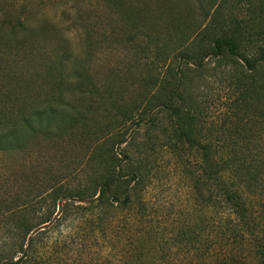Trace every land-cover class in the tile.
Here are the masks:
<instances>
[{"label":"trees","instance_id":"obj_1","mask_svg":"<svg viewBox=\"0 0 264 264\" xmlns=\"http://www.w3.org/2000/svg\"><path fill=\"white\" fill-rule=\"evenodd\" d=\"M51 1L0 0V160L28 154L40 140L62 157L36 174L30 196L4 207L12 246L0 264H72L56 251L60 241H29L54 222L74 228L68 237L86 226L105 250L99 262L86 253V264H234L233 255L209 257L224 249V227L226 240L247 241L264 264V1L239 19L225 17L216 0H104L119 44L136 48L144 39L136 56L146 62L128 100L124 87L100 86L86 71L98 23L68 1ZM194 10L200 17L185 20ZM177 26L194 38L174 40ZM259 39V56L248 54ZM226 53L242 61H214L229 67L224 119L206 128L194 90L207 74L204 60ZM162 150L180 163L197 213L174 219L168 234L154 226L158 205L147 198ZM241 190L262 198L258 214ZM166 247L178 255H160Z\"/></svg>","mask_w":264,"mask_h":264},{"label":"rangeland","instance_id":"obj_2","mask_svg":"<svg viewBox=\"0 0 264 264\" xmlns=\"http://www.w3.org/2000/svg\"><path fill=\"white\" fill-rule=\"evenodd\" d=\"M11 1L20 2L22 0ZM66 1H68L71 6H77L79 11L82 13L84 12L83 16L86 19H89L94 25L98 23L99 26L93 37L96 44L91 47L89 59L86 61V71L99 82L100 86L114 84L116 92L124 87L126 93L128 92L125 100H128L129 97L134 95L133 91L138 88V84L141 81L143 64L146 62H139L136 56L139 45L144 44V39L136 41V48L130 45L122 46L119 44L117 35L113 32V23H115L114 14L109 9H106L104 0H63V2ZM216 1L221 3L225 17L231 16L239 19L245 17L249 18L248 12L250 9H252V11L262 9L260 7V0ZM60 2L61 0H53L51 4L47 6L59 5ZM251 2H255L253 3L254 5H252ZM175 11L176 8L168 12L170 14H175ZM199 17V10H194V12L192 11L186 16L185 20L193 22ZM170 28L171 27L168 29ZM175 30L173 34L174 40L179 39L183 34L184 36L188 35L189 40L194 38V30L189 31L186 26H177ZM72 35L76 36L77 32L71 33V37ZM261 45H263V41L259 39L254 45L252 44L251 47H248V54L258 57ZM204 61H209L207 62V68L205 70L207 74L204 76L203 81L198 83L200 87L194 90V96L199 102L205 103L206 120L203 125L208 128L220 125L224 119V72L229 70V67H226V65L223 67L216 66L214 61L242 60L226 53L221 58L210 57ZM139 139L140 142L145 141L146 135L141 133ZM38 143L39 145L37 144L34 151L28 154L26 152H20L9 158V160H0V226L3 230L0 231V255L8 252L12 246L11 240L7 239V236L3 234L7 227V216L2 217L1 214L8 215L5 214L3 210L5 209L4 207H16L17 205L15 204L18 203V200V204H20L25 200L27 194L30 196L35 184L40 181L36 180V174L39 173V175L43 176V173L46 171L51 161H58L62 158L57 152L51 149L50 145L47 144L46 146L42 140L38 141ZM155 156L158 164L155 168V176L147 190V198L152 203L155 202L158 205V211H156L155 217L153 218L154 226L162 228L165 233L168 234L172 229L171 224L174 219L182 218L192 221L195 220L197 213L196 209L192 208L194 206H192V204H194L192 200L193 193L192 191L190 193L181 177L179 168L180 163L170 152L165 150L157 151ZM241 193L250 210L258 214L263 209L260 205V200H262L261 197L256 195L252 196L242 190ZM34 221L36 222L37 220ZM54 224L55 222L49 225L45 230H42L45 232L39 231L36 234H39L40 244L46 239V246L50 247L56 241H60L59 245L57 242L55 243V245H57L55 248L56 251L66 259L72 260V264H86V253H92L93 260H98V262L105 256V250L100 249L98 244L90 238L88 233L89 230L86 226L78 225L75 234L68 237L74 228L70 230V228L61 226L57 229L53 227ZM119 228L123 231L127 229V225L124 221L119 224ZM225 229L224 227V249L218 247V250L209 257L215 260V256L224 253V258L233 255L230 262L234 261V264H259V262L253 258L252 252L249 251V243L242 240L240 237L233 242L226 240L227 234ZM204 243L206 245L209 244L208 240ZM42 245L43 244H41V246ZM172 249L170 250L169 247H166L164 252H160V255L168 256L170 252H176L178 255L179 251ZM203 261L204 260L200 261V264H205ZM206 262L209 261L206 260Z\"/></svg>","mask_w":264,"mask_h":264},{"label":"water","instance_id":"obj_3","mask_svg":"<svg viewBox=\"0 0 264 264\" xmlns=\"http://www.w3.org/2000/svg\"><path fill=\"white\" fill-rule=\"evenodd\" d=\"M48 226H49V224H45V225H42L40 228L36 229V230L30 235L29 241H30L31 238H32L34 235H36L39 231L45 230Z\"/></svg>","mask_w":264,"mask_h":264}]
</instances>
